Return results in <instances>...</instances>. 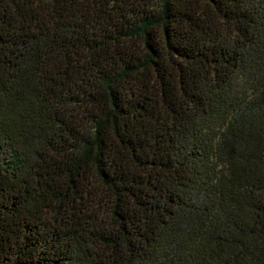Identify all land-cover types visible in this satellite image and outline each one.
I'll use <instances>...</instances> for the list:
<instances>
[{
  "label": "trees",
  "instance_id": "trees-1",
  "mask_svg": "<svg viewBox=\"0 0 264 264\" xmlns=\"http://www.w3.org/2000/svg\"><path fill=\"white\" fill-rule=\"evenodd\" d=\"M0 264H264V0H0Z\"/></svg>",
  "mask_w": 264,
  "mask_h": 264
}]
</instances>
